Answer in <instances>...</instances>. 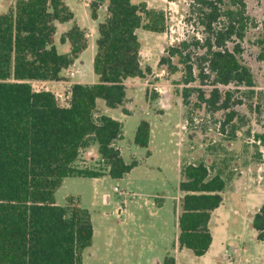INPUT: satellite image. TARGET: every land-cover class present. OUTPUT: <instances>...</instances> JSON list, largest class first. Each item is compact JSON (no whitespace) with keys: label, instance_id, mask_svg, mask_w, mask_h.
Masks as SVG:
<instances>
[{"label":"trees","instance_id":"1","mask_svg":"<svg viewBox=\"0 0 264 264\" xmlns=\"http://www.w3.org/2000/svg\"><path fill=\"white\" fill-rule=\"evenodd\" d=\"M90 8L96 19L98 4ZM73 18L64 0H15L0 13V264H83L82 253L93 238L90 213L75 205L73 197L64 206L57 205L55 192L66 177L103 176L102 171L74 167L80 151L92 145L112 179L122 178L137 164L126 163L115 146L122 123L106 115L95 117L96 102L102 99L109 108L124 105V82L143 79L151 71L141 66L136 30L162 34L167 16L146 2L106 0L92 62L98 82L72 84L66 104L60 105L52 91H36L30 82L62 81L61 72L87 48L85 31L73 23L59 38L60 44L68 42L69 51H57L56 24ZM186 20L201 28V37L169 46L158 65L175 73L178 68L172 59L177 58L185 85L183 103L194 92V107L203 105L210 113L225 111L221 130L231 123L228 137L234 139L238 129L233 124L234 107L243 101L221 87L254 86L252 73L241 59L251 25L245 1L190 0ZM256 45L258 59L264 61V23ZM195 82L211 87L208 96L199 87H186ZM149 141L150 124L142 119L134 144L147 148ZM181 178L177 247L202 257L212 243L209 221L222 204L226 183L220 174L211 176L202 161L183 165ZM251 227L256 239L264 241V204L252 217ZM163 264H175L174 257L166 256Z\"/></svg>","mask_w":264,"mask_h":264},{"label":"rangeland","instance_id":"2","mask_svg":"<svg viewBox=\"0 0 264 264\" xmlns=\"http://www.w3.org/2000/svg\"><path fill=\"white\" fill-rule=\"evenodd\" d=\"M244 1L251 25L242 43L241 59L252 73L254 86L221 87L232 90L235 100L243 101L234 107L233 124L238 129L234 139H229L231 123L221 130L225 111L210 113L203 105L194 107L197 102L194 92L183 103L181 92L185 85L181 82L182 65L178 59H172L178 68L175 73L158 65L169 46L192 36L201 37V28L186 20L190 0H132L134 4L147 2L150 8L163 10L167 30L162 34L136 30L143 68L149 67L151 71L144 79L127 86L128 105L109 108L98 99L94 116L106 115L122 123V136L115 146L126 163L137 161V164L122 178L112 179L92 145L80 151L74 167L102 171L103 176L66 177L54 195L57 205L64 206L67 198L73 197L75 205L78 203L90 213L93 238L91 246L82 253L83 264H163L166 256L176 258L177 264H209L207 257H196L188 249L176 248L181 168L200 161L207 165L211 176L220 174L226 183L221 193L222 204L209 223L213 249L221 244L228 251V259L220 258L216 264H229V260L232 264H264V241L256 239V231L251 227L252 217L264 204V61L258 59L260 49L256 45L264 23V0ZM72 3L84 8L80 2ZM9 7L8 0H0V13ZM105 17L106 13L101 12L96 21L88 17V23L84 24L90 35L89 46L80 57L84 61L85 80L77 77L73 67L70 81L98 82L92 69L98 35L95 26ZM68 27V23L59 24L54 37L61 54L69 51L68 42H58L61 32ZM62 74L68 72L63 70ZM30 84L36 91L54 92L60 105L68 100L67 89L61 83L31 81ZM163 86L167 91L161 89ZM186 87H199L205 96L211 89L199 82ZM153 94L166 98V109L156 105ZM141 119L150 121L153 129L147 148L134 144ZM190 147V154L186 153Z\"/></svg>","mask_w":264,"mask_h":264},{"label":"crops","instance_id":"3","mask_svg":"<svg viewBox=\"0 0 264 264\" xmlns=\"http://www.w3.org/2000/svg\"><path fill=\"white\" fill-rule=\"evenodd\" d=\"M75 1H77V2H80V3H82L83 5H84V8H80L79 6H76V5H73V3L72 2H75ZM8 2L10 3V6H12L13 4H14V2H15V0H8ZM64 2H65V4L70 8V10L73 12V15H74V18H73V20L72 21H70V22H67L68 24H69V27L67 28V29H65V30H63L62 32H61V34L62 33H64V32H66L67 30H69L70 28H71V26H72V24L73 23H75V24H77L81 29H83L84 31H85V33H86V37H87V42H88V38H89V33H88V31H87V29L85 28V26H84V24L85 23H88V17L89 18H91L93 21H96L97 19H98V17H99V14L101 13V12H105L106 13V0H72L70 3L67 1V0H64ZM72 3V4H71ZM92 3H97L98 4V8H97V12H96V19H93L92 17H91V8H90V5L92 4ZM147 3V2H146ZM87 6H88V9H87ZM93 27H94V25H93ZM96 28L98 27V25L97 26H95ZM58 28H59V23H57L56 24V33H57V30H58ZM97 30V29H96ZM55 33V34H56ZM61 34H60V36H61ZM60 36H59V38H60ZM55 37V36H54ZM96 40V39H95ZM58 42H59V40H58ZM54 43H55V40H54ZM88 46H89V44L87 45V48H88ZM69 48H70V46H69ZM87 48L83 51V52H81L80 54H79V56L77 57V59L74 61V63L69 67V68H67V69H65V71H67L68 72V74H66V75H63L62 74V72H61V75L63 76V80L62 81H58V82H55V83H61V84H63L65 87L64 88H66L67 89V94H66V97H67V99L69 98V93H68V91H69V88H70V86L72 85V84H74V83H80V84H85V81H78V82H74V81H70V76L71 75H69V73H72V68L74 67L75 68V72H76V75H77V77L80 79V80H85L84 79V75L82 74V67L84 66V61L83 60H81V55L87 50ZM94 55H95V53H94ZM94 55H93V57H94ZM142 56V47H141V49H140V57ZM92 62H93V59H92ZM143 63H142V61H141V66L143 67V65H142ZM144 79V78H143ZM135 80H142V79H139V78H134V79H127L125 82H124V84H125V86H126V100H125V103H124V105L126 104V105H128L129 103H128V99H129V97H128V90H127V86L129 85V84H132ZM47 83H53V82H47ZM94 84V83H93ZM155 90H157V88H154ZM161 89L162 90H164V91H167V88L166 87H161ZM48 91H50V90H48ZM54 93V92H53ZM152 99L153 100H155V103H156V105L160 108V109H166V107H167V105H166V103H168V102H166V98H162L161 96H158V95H156V97H152ZM127 101V102H126ZM123 105V106H124ZM126 111H128V109L127 108H124ZM165 111V110H164ZM113 119V118H112ZM142 120V119H141ZM146 120V119H145ZM148 121V120H147ZM149 122V124H150V141H149V143L151 142V134L153 133V129H152V125H151V122L150 121H148ZM149 145V144H148ZM192 147H190L189 149H186L185 151H186V153H189L190 154V149H191ZM188 164V163H187ZM219 208V207H218ZM217 208V209H218ZM217 209H215V210H217ZM214 210V211H215ZM213 211V212H214ZM213 212H212V214H213ZM211 214V215H212ZM209 223H210V221H209ZM211 235H212V231H211ZM176 248L178 249V247H177V243H176ZM178 251H180L179 249H178ZM227 250L226 249H223V246L220 244L218 247H216L215 249H213V235H212V243H211V246L209 247V249H208V251L206 252V254L204 255V256H202V257H207V260H208V262H209V264H216V262L217 261H220V258L222 259H228V257H227ZM175 259V264H177V262H176V258H174ZM228 263L229 264H232L233 263V261H228Z\"/></svg>","mask_w":264,"mask_h":264}]
</instances>
